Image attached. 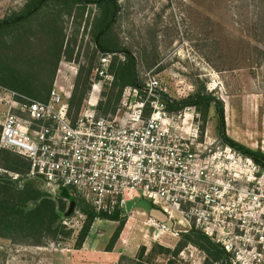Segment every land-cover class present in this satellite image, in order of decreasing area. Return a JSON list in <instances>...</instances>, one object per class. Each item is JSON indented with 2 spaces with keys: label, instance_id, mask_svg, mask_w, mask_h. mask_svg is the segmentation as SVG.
Listing matches in <instances>:
<instances>
[{
  "label": "built area",
  "instance_id": "built-area-1",
  "mask_svg": "<svg viewBox=\"0 0 264 264\" xmlns=\"http://www.w3.org/2000/svg\"><path fill=\"white\" fill-rule=\"evenodd\" d=\"M112 60L100 57L77 111L71 93L57 87L40 100L0 86V148L25 157L26 180L55 199L69 202L66 188L98 212L126 216L129 202L147 198L187 231L197 228L223 246L233 264H264V163L204 134L196 107L170 111L174 100L153 69L124 90L115 112L99 113L102 90L114 80ZM146 225L170 231L154 218Z\"/></svg>",
  "mask_w": 264,
  "mask_h": 264
},
{
  "label": "rangeland",
  "instance_id": "rangeland-1",
  "mask_svg": "<svg viewBox=\"0 0 264 264\" xmlns=\"http://www.w3.org/2000/svg\"><path fill=\"white\" fill-rule=\"evenodd\" d=\"M26 2L0 0V20L21 10ZM118 2L121 15L116 30L122 43L138 60L140 80L147 71L155 70L172 99L186 98L196 85H205L209 93L223 103L227 135L242 146L264 154V58L257 50V46H264V0ZM64 20L66 35L71 40L77 28L72 20ZM27 39L20 64L27 67L29 59L42 63L47 46L42 34L39 38L31 36ZM93 50L94 42L81 28L76 48L81 52L80 56L76 53L72 62H67L64 56L57 65L53 81L50 80L51 70L42 69L44 65L41 64L39 80L43 84H40L45 88L57 87L65 97L68 96L74 89L79 66L90 65ZM48 64H52L50 60ZM109 90L110 86L105 85L102 94ZM3 110L5 107L0 103V119ZM98 111L103 114L99 108ZM196 112V122L203 133L213 140H220V118L215 107L204 129L197 109ZM126 216L124 229L110 251L107 246L118 222L97 219L92 226L89 236L99 243L106 264H168L169 258L174 264L204 263L205 253L194 244H188L179 255L150 253L156 244L175 249L187 229L167 218L149 199L129 202ZM151 218L167 223L170 231L159 233L146 225ZM70 219L72 226H68L74 228V238L61 243L49 240L46 246H36L0 238V264L72 263V253L78 250L75 249V240L85 216L76 208ZM93 245L94 242L91 247ZM143 247L146 250L140 256ZM74 257L76 262L81 260Z\"/></svg>",
  "mask_w": 264,
  "mask_h": 264
},
{
  "label": "trees",
  "instance_id": "trees-1",
  "mask_svg": "<svg viewBox=\"0 0 264 264\" xmlns=\"http://www.w3.org/2000/svg\"><path fill=\"white\" fill-rule=\"evenodd\" d=\"M120 12L121 5L118 0H27L21 10L0 20V86L36 99L47 100L52 87L45 88L41 85L43 82H40L39 75L47 67L51 70L50 80L53 81L57 65L64 56L67 62H72L76 53L80 56L81 52H77L76 48L80 30L83 28L94 42V50L90 54V65L79 66L69 101L71 109L79 110L89 96L92 87L91 71L100 57L113 54L110 73L114 80L109 85V92H103L98 108L103 114L115 112L121 103L124 90L127 87H137L140 81L138 60L134 52L122 43L116 30ZM65 18L72 20L77 28L71 40L64 29ZM40 34L47 44L46 56H42L40 64L29 59L30 65L22 66L20 61L23 47L28 44L27 38H39ZM257 50L261 58H264V46H257ZM47 58L52 64H48ZM41 64L44 67L39 69ZM173 100L169 104V110L173 112H180L190 106L196 107L203 129L210 119L212 108L215 107L220 118L221 138L252 156L257 162L264 163L263 153L246 148L227 135L223 103L216 100L205 85L198 84L186 98ZM1 129L0 125V135ZM29 170L30 163L25 157L0 148V238L36 246H46L49 240L61 243L74 238V228L66 225L63 219L69 202L53 198L34 182L26 180ZM11 174H19L20 178L14 180ZM76 208L85 216V220L76 237L75 249L83 247L97 219H106L118 222L107 246V251L112 250L124 229L127 216L120 212L109 216L77 200ZM188 244L196 245L205 253L203 264H233L231 254L197 228L184 232L175 249L156 244L150 253L179 255ZM145 250L143 247L140 256ZM168 264H174L171 258Z\"/></svg>",
  "mask_w": 264,
  "mask_h": 264
},
{
  "label": "crops",
  "instance_id": "crops-1",
  "mask_svg": "<svg viewBox=\"0 0 264 264\" xmlns=\"http://www.w3.org/2000/svg\"><path fill=\"white\" fill-rule=\"evenodd\" d=\"M92 240H93V236H91V235L88 236L83 247L81 249L75 250L76 252L72 253L71 259H72V257H73V259L71 260L72 263H70V264H76V263L106 264V262H105L106 256L104 254L100 253L101 247H100L99 243L96 240L95 241H92ZM92 242H94L93 247H91ZM74 255L81 260L76 262L77 259L74 257ZM84 257H86L87 259L83 260Z\"/></svg>",
  "mask_w": 264,
  "mask_h": 264
},
{
  "label": "water",
  "instance_id": "water-1",
  "mask_svg": "<svg viewBox=\"0 0 264 264\" xmlns=\"http://www.w3.org/2000/svg\"><path fill=\"white\" fill-rule=\"evenodd\" d=\"M63 197L69 201L68 208L64 212L63 216L65 218H70L73 215V213L75 212L76 200H75L74 196H72L66 188L63 189Z\"/></svg>",
  "mask_w": 264,
  "mask_h": 264
}]
</instances>
